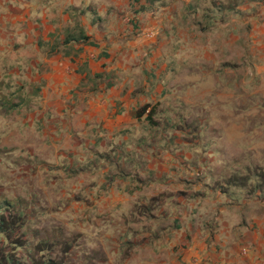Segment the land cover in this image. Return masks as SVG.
Wrapping results in <instances>:
<instances>
[{
  "label": "rangeland",
  "instance_id": "1",
  "mask_svg": "<svg viewBox=\"0 0 264 264\" xmlns=\"http://www.w3.org/2000/svg\"><path fill=\"white\" fill-rule=\"evenodd\" d=\"M176 16L166 27L165 48L154 49L158 68L177 73L174 81L165 73L161 82L153 77L151 83L171 85L155 127L166 146L180 144L179 166H195L186 211L221 212L220 237L235 244L234 254L245 245L248 254H241L248 257L258 249L242 235L252 226L264 231L261 209L252 210L264 198V0H191ZM11 67L0 75V215L11 225L12 243L22 244L16 249L22 262L163 264L158 257L166 253L180 261L179 252L151 250L152 233L175 225L168 216L150 224L161 204L106 198V158H116L117 150L106 156L97 137L88 139L97 147L76 144L55 122V108L40 106L38 91L13 84L24 82L25 73ZM160 159L174 166L173 155ZM160 200L166 212L176 210ZM206 226L215 229L214 222ZM263 252L251 263L238 254V264H264Z\"/></svg>",
  "mask_w": 264,
  "mask_h": 264
},
{
  "label": "crops",
  "instance_id": "2",
  "mask_svg": "<svg viewBox=\"0 0 264 264\" xmlns=\"http://www.w3.org/2000/svg\"><path fill=\"white\" fill-rule=\"evenodd\" d=\"M189 1L0 0V75L8 71L9 63L12 72L23 70L24 82L13 84L38 91L40 106L49 112L55 108V122L65 126L61 130L72 135L76 144L104 147L106 156L117 150L116 158H106V198L129 197L139 204L150 199L161 204L157 214L148 216L154 220L150 224L168 216L175 225L152 233L151 250L176 251L181 256L177 261L171 253L163 254L158 257L161 263L238 264V254L243 256L241 251L247 247L234 248V254L230 249L235 244L228 246L220 237L221 212L215 214L212 208L204 215L186 211L195 166H179L174 158L182 153L180 144L166 146L155 127L165 116L162 104L170 103V94L164 92L171 85L151 83L153 77L159 81L165 73L167 80L174 81L177 73L168 65L158 68L154 49L165 48L166 27L171 30V21L184 13ZM81 33L88 39L79 38ZM95 74L103 76L96 79ZM110 74H114V84L106 87ZM89 137H97L100 144ZM166 155H173L174 166H165L168 161L160 158ZM196 170L203 184V169L197 166ZM162 196L176 208L173 213L164 210ZM259 201H254L252 210L260 208L257 219H264V198ZM203 219L207 224L214 222L215 229L199 226ZM242 236L258 249L244 259L258 262L264 251V231L252 226Z\"/></svg>",
  "mask_w": 264,
  "mask_h": 264
},
{
  "label": "trees",
  "instance_id": "3",
  "mask_svg": "<svg viewBox=\"0 0 264 264\" xmlns=\"http://www.w3.org/2000/svg\"><path fill=\"white\" fill-rule=\"evenodd\" d=\"M79 38H83L85 40L88 39V36L85 34L81 33V36ZM103 75L101 74H95L96 79H100ZM112 84H114V74H110L107 76L106 81H105V86L110 87ZM7 204V207L9 206L8 202H5ZM13 235V230L11 229V225L4 219L2 215H0V264H24L22 262L21 256H19V252L17 253L18 245H22L18 243L16 245L15 243H12L10 239H12ZM2 242H5V246L7 248H10L13 251L7 252L6 249H3L1 247ZM17 243V242H16ZM28 250L24 251V255L27 256ZM45 264H54L51 261H47Z\"/></svg>",
  "mask_w": 264,
  "mask_h": 264
},
{
  "label": "built area",
  "instance_id": "4",
  "mask_svg": "<svg viewBox=\"0 0 264 264\" xmlns=\"http://www.w3.org/2000/svg\"><path fill=\"white\" fill-rule=\"evenodd\" d=\"M242 253H246V249H242Z\"/></svg>",
  "mask_w": 264,
  "mask_h": 264
}]
</instances>
